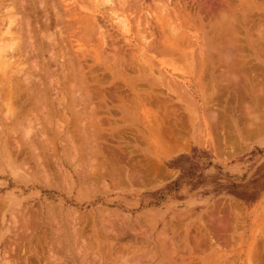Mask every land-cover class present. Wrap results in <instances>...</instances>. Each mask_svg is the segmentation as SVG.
Returning <instances> with one entry per match:
<instances>
[{"label":"rangeland","instance_id":"obj_1","mask_svg":"<svg viewBox=\"0 0 264 264\" xmlns=\"http://www.w3.org/2000/svg\"><path fill=\"white\" fill-rule=\"evenodd\" d=\"M221 1L0 0V264H264V0Z\"/></svg>","mask_w":264,"mask_h":264},{"label":"bare ground","instance_id":"obj_2","mask_svg":"<svg viewBox=\"0 0 264 264\" xmlns=\"http://www.w3.org/2000/svg\"><path fill=\"white\" fill-rule=\"evenodd\" d=\"M28 1V0H27ZM40 1V0H39ZM203 1V0H202ZM205 1V0H204ZM208 0H206V3H208L207 2ZM214 1H216V0H214ZM218 1V0H217ZM221 1V0H220ZM223 1V0H222ZM221 1V2H222ZM22 2V1H21ZM26 2V1H25ZM25 2H23V3H21V4H23V7H24V3ZM163 2V1H162ZM213 2V1H212ZM2 3V2H1ZM6 3V2H5ZM30 3V2H29ZM42 2H40V4H41ZM7 4V3H6ZM98 4V3H97ZM102 4H108V5H110V7L111 6H113L114 4H113V0H101V2L99 3V6L100 5H102ZM215 4V3H214ZM222 4V3H221ZM220 4V5H221ZM12 5V4H11ZM25 5H26V3H25ZM159 5V4H158ZM201 5V4H200ZM209 4H206L205 6H208ZM212 6H213V4H211ZM7 5H4V7L5 8H7L6 7ZM17 6V5H16ZM21 6V5H20ZM53 6V5H52ZM202 6H204V5H202ZM215 6V5H214ZM222 6H223V4H222ZM226 6V5H225ZM41 7L43 8V6H42V4H41ZM101 7V6H100ZM216 7V6H215ZM218 7V6H217ZM217 7H216V9H217ZM220 7V6H219ZM10 8V7H9ZM25 8V7H24ZM23 8V9H24ZM54 8V7H53ZM109 8V7H108ZM222 8V7H221ZM3 10H4V8H2ZM8 9V8H7ZM11 9V8H10ZM10 9H8V10H10ZM55 9V8H54ZM202 9H203V7H202ZM208 9V8H207ZM209 9H210V7H209ZM21 10V9H20ZM29 9H27V11H28ZM44 10V9H43ZM108 10V9H107ZM205 10V9H204ZM212 10V9H211ZM221 10V9H220ZM23 11V10H22ZM34 11V10H33ZM55 11V10H54ZM167 11V10H166ZM213 11H215L214 9H213ZM0 12H1V9H0ZM6 12V11H5ZM207 12V11H206ZM3 13H4V11H3ZM20 13V12H19ZM113 15L115 14H117L116 12H111ZM212 13V12H211ZM210 13V14H211ZM46 14V13H45ZM47 14H49V13H47ZM202 14H203V12H202ZM207 14V13H206ZM215 14V13H214ZM212 15V14H211ZM222 15H224V14H222ZM12 16V15H11ZM32 16V15H31ZM51 16V15H50ZM56 16H57V14H56ZM13 17V16H12ZM12 17H10L9 18V20H8V24H7V26H6V29L4 30V32H5V34L7 33H9L10 31H11V23L13 22L12 21ZM18 17V16H17ZM24 18H28V17H24ZM50 18V17H49ZM223 18V17H222ZM15 20H16V16H15V18H14ZM37 19V18H36ZM225 19V18H224ZM25 20V19H24ZM27 20V19H26ZM29 20V19H28ZM219 20H220V18H219ZM57 21V20H56ZM123 21V20H122ZM122 21H119L120 22V24H121V22ZM17 22V21H16ZM27 22V21H26ZM30 22V21H29ZM37 23V22H36ZM35 23V24H36ZM46 23V22H45ZM47 23H49V21L47 22ZM228 23V22H227ZM14 24V23H13ZM28 24V23H27ZM34 24V25H35ZM173 24V23H172ZM234 24V23H233ZM30 25V24H29ZM28 25V26H29ZM55 25V24H54ZM123 25V23L121 24V26ZM124 25H126V24H124ZM123 25V26H124ZM169 25H171V24H169ZM168 25V26H169ZM230 25V24H229ZM28 26H27V29H28ZM50 26V25H49ZM48 26V27H49ZM167 26V27H168ZM225 26V25H224ZM32 27V26H31ZM43 27V26H42ZM172 27H173V25H172ZM171 27V28H172ZM232 27H234V26H232ZM5 28V27H4ZM33 28V27H32ZM126 28V27H125ZM169 28H170V26H169ZM176 28V27H175ZM3 29V28H2ZM2 29H1V34L2 33H4L3 31H2ZM37 29H39V28H37ZM224 29V28H223ZM226 30V29H225ZM232 30V29H231ZM29 31H30V29H29ZM172 31V30H171ZM235 31V30H234ZM177 32V31H176ZM226 32V31H225ZM225 32H224V34H225ZM229 32V31H228ZM232 32V31H231ZM238 32V31H237ZM32 33V32H31ZM148 33V32H147ZM233 33V32H232ZM12 34V33H11ZM29 34V33H28ZM33 34V33H32ZM52 34V33H51ZM178 34V33H177ZM236 34V33H235ZM173 35V34H172ZM50 36V35H49ZM176 36V35H175ZM225 36V35H224ZM236 36V35H235ZM45 37V36H44ZM228 37V36H227ZM234 37V36H233ZM30 38V37H29ZM229 38V37H228ZM32 39V38H31ZM31 39H29V40H31ZM49 39V38H48ZM238 39V38H237ZM257 39V38H256ZM225 40V39H224ZM26 41V40H25ZM229 41H231V40H229ZM241 41V40H240ZM227 42V41H226ZM235 42V41H234ZM14 43H17V41L15 42V39H14V37H13V35H10V36H8V35H4V34H2V35H0V69H1V71H2V73H4L5 72V69H6V67H7V65H8V62H9V60H10V58L12 57L11 55L8 57V52L9 51H13L16 47H17V44L14 46ZM27 43H30V42H27ZM32 43V42H31ZM229 43V42H228ZM256 43V42H255ZM232 44H234V43H232ZM34 45H36V44H34ZM54 45V44H53ZM235 45V44H234ZM226 46V45H225ZM255 46V45H254ZM264 46V45H263ZM15 47V48H14ZM26 47V46H25ZM229 47V46H228ZM262 47V46H261ZM235 48V47H234ZM34 49V48H33ZM228 49V48H227ZM237 49V48H236ZM15 52V51H14ZM228 52V51H227ZM234 52V51H233ZM218 55V54H217ZM226 55H227V53H226ZM232 55V54H231ZM230 56V55H229ZM235 56V55H234ZM223 57H226V56H223ZM233 57V56H232ZM98 58V57H97ZM228 58V57H227ZM231 58V57H230ZM235 58V57H234ZM13 59H14V57H13ZM241 59V58H240ZM73 60V59H72ZM242 60V59H241ZM12 61V60H11ZM14 61V60H13ZM12 61V62H13ZM16 61V60H15ZM70 61H71V57H70ZM228 61H231V60H228ZM243 61V60H242ZM245 62V61H244ZM248 62V61H247ZM141 63V62H140ZM70 64H71V62H70ZM234 64H236L235 62H234ZM238 64V63H237ZM242 65V64H241ZM73 66V65H72ZM141 66V65H140ZM232 66H233V62H232ZM235 66V65H234ZM237 66V65H236ZM22 67V66H21ZM238 67V66H237ZM237 67H235V70H236V68ZM244 67V66H243ZM241 68H242V66H241ZM231 69V68H230ZM233 69V68H232ZM235 70H233V71H235ZM4 71V72H3ZM14 71V70H13ZM264 71V70H263ZM234 73V72H233ZM235 73H236V71H235ZM253 73H255V72H253ZM252 73V74H253ZM230 74V73H229ZM49 76H50V74H48ZM107 75V74H106ZM224 75V74H223ZM248 75H250V74H248ZM256 75H259V74H256ZM92 76V75H91ZM228 76V75H227ZM234 76H237V75H234ZM240 76V75H239ZM251 76V75H250ZM254 76V75H253ZM260 76V75H259ZM94 77V76H93ZM107 77V76H106ZM111 77V76H110ZM233 77V76H232ZM231 77V78H232ZM243 77V76H242ZM262 77V76H261ZM52 78V77H51ZM77 78V77H76ZM236 78H238V77H236ZM53 79V78H52ZM73 79H75V78H73ZM100 79V78H99ZM99 79H97L98 80V82H99ZM206 79V78H205ZM244 79V78H243ZM96 80V81H97ZM105 80H106V78H105ZM255 80H257V79H255ZM104 81V80H103ZM222 81V80H221ZM237 81V80H236ZM244 81V80H243ZM263 81V80H262ZM261 81V82H262ZM50 82V81H49ZM53 82V81H52ZM55 82V81H54ZM97 82V83H98ZM101 83H102V79H101V81H100ZM106 82H108V80H106ZM227 82V81H226ZM230 82V81H229ZM233 82V81H232ZM247 83H248V81H246ZM253 82V81H252ZM251 82V83H252ZM257 82V81H256ZM105 83V82H104ZM239 83V82H238ZM245 83V82H244ZM250 83V82H249ZM258 83V82H257ZM49 84V83H48ZM98 84H100V83H98ZM106 84V83H105ZM120 84V83H119ZM229 84V83H228ZM230 84H231V82H230ZM258 84H260V82L258 83ZM41 85V84H40ZM61 85V84H60ZM85 85V84H84ZM118 84H116L115 85V88L116 87H118L117 86ZM122 84H120V86H121ZM245 85V84H244ZM249 85V84H248ZM252 85V84H251ZM262 85V84H261ZM36 86V85H35ZM38 86H39V84H38ZM92 86H94V85H92ZM103 86V85H102ZM114 86V85H113ZM125 86V85H124ZM137 86H139V85H137ZM216 86V85H215ZM219 86V85H218ZM232 86H233V84H232ZM257 86V85H256ZM95 87V86H94ZM93 87V88H94ZM123 87V86H122ZM227 87V86H226ZM92 88V89H93ZM98 88H100V87H98ZM97 87H96V89H98ZM104 89H105V87H103ZM110 88V87H109ZM109 88H107V89H109ZM232 88V87H231ZM233 88H235V87H233ZM247 88V87H246ZM260 88H262V86L260 87ZM65 89V88H64ZM91 89V88H90ZM101 90H102V88H100ZM99 89V90H100ZM110 89H112V88H110ZM109 89V90H110ZM117 89V88H116ZM120 89V88H119ZM223 89V88H222ZM252 89V88H251ZM264 89V85H263V88H262V90ZM54 90V89H53ZM211 90V89H210ZM219 90V89H218ZM242 90H244V89H242ZM249 90V89H248ZM247 90V91H248ZM262 90H260L261 92H263ZM32 91V90H31ZM114 91H115V89H114ZM122 91V90H121ZM125 91V90H124ZM156 91V90H155ZM216 91V90H215ZM214 91V92H215ZM41 92V91H40ZM54 92V91H53ZM63 92V91H62ZM102 92V91H101ZM118 94H119V91H116ZM128 92H129V90H128ZM238 92V91H237ZM261 92H259V94H261ZM89 93V92H88ZM97 93H99V91L97 92ZM102 93H104V92H102ZM107 93V92H106ZM109 93V92H108ZM124 93V92H123ZM218 93V92H217ZM90 94L91 93H89V96H90ZM94 94H96L95 92H94ZM99 94H101V93H99ZM264 94V93H263ZM260 95V96H264V95ZM11 95V94H10ZM9 95V96H10ZM92 95V94H91ZM103 96V98L105 99V96H104V94H102ZM111 95H114V94H112L111 93ZM130 95V94H129ZM45 96V95H44ZM58 96V95H57ZM80 96V95H79ZM108 96V95H107ZM131 96V95H130ZM248 96H250V94L248 93ZM256 96V95H255ZM41 97V96H40ZM53 97V96H52ZM91 97V96H90ZM97 97H99V96H97ZM122 97V96H121ZM153 97V96H152ZM219 97V96H218ZM217 97V98H218ZM241 98H242V96H240ZM245 97V96H244ZM252 97V96H251ZM92 98V97H91ZM94 98H96L95 97V95H94V97H93V99ZM100 98H101V96H100ZM99 98V99H100ZM108 98V97H107ZM114 98H115V96H114ZM132 98V97H131ZM154 98V97H153ZM158 98H160V97H158L157 96V99ZM164 98V97H163ZM238 98H239V96H238ZM262 98V97H261ZM116 99V98H115ZM118 99V98H117ZM219 99V98H218ZM9 100H10V98H9ZM95 100V99H94ZM107 100V99H106ZM123 100V99H122ZM148 101L150 100V99H147ZM160 100V99H159ZM215 100V99H214ZM235 100V99H234ZM237 100V99H236ZM219 101V100H218ZM225 101V100H224ZM261 101V100H260ZM262 101H263V99H262ZM38 102H40V101H38ZM121 102V101H120ZM158 102V101H157ZM215 102V101H214ZM235 102V101H234ZM37 103V102H36ZM95 103V102H94ZM213 103V102H212ZM216 103V102H215ZM229 103V102H228ZM240 103V102H239ZM5 104V103H4ZM6 104H8V103H6ZM60 104V103H59ZM111 104V103H110ZM134 104V103H133ZM235 104V103H234ZM261 104V103H260ZM10 105V104H9ZM58 105V104H57ZM72 105V104H71ZM93 105V104H92ZM137 105V104H136ZM214 105V104H213ZM44 106V105H43ZM99 106V105H98ZM9 107V106H8ZM10 107H12V106H10ZM103 107V106H102ZM133 107V106H132ZM136 107V106H135ZM134 107V108H135ZM55 108V107H54ZM92 108V107H91ZM252 108V107H251ZM45 109H46V107H45ZM59 109H60V107H59ZM113 109V108H112ZM116 109V108H115ZM219 110V109H218ZM255 110H257V109H255ZM103 111V110H102ZM114 111V110H113ZM112 111V112H113ZM136 111V110H135ZM153 111V110H152ZM253 111V110H252ZM60 112V111H59ZM93 112H95L94 110H93ZM98 112V111H97ZM155 112V111H154ZM218 112V111H217ZM43 113H45V112H43ZM57 113H58V111H57ZM36 114H37V112H36ZM35 114V115H36ZM217 114V113H216ZM215 114V115H216ZM177 115V114H176ZM214 115V114H213ZM255 115V114H254ZM154 116V115H153ZM169 116V115H168ZM256 116V115H255ZM35 117V116H34ZM159 117V116H158ZM158 117L156 116V118L158 119ZM257 117V116H256ZM100 118H102V117H100ZM151 118V117H150ZM153 118V117H152ZM178 118V117H177ZM258 118V117H257ZM52 119V118H51ZM154 119V118H153ZM157 119H156V122H157ZM95 121H96V119H94ZM108 119H106V121H107ZM36 121V120H35ZM51 121V120H50ZM59 121V120H58ZM97 121H99V120H97ZM102 122H104L103 121V118H102V120H101ZM111 121V120H110ZM158 121H160L159 119H158ZM166 121V120H165ZM170 123L169 121H166V123ZM162 123V122H161ZM176 123V122H175ZM180 123H182V122H180ZM51 124V123H50ZM61 124V123H60ZM173 124V123H172ZM178 124V123H177ZM247 124H249V123H247ZM83 125V124H82ZM159 125V124H158ZM175 125V124H174ZM101 126V124H100V122H99V128H101L100 127ZM179 126H181V125H179ZM60 127V126H59ZM85 128V127H84ZM102 128H104V127H102ZM107 128V127H106ZM155 128V127H154ZM163 128H165L164 126H163ZM173 128V127H172ZM105 129V128H104ZM161 129V128H160ZM168 128H165V130H167ZM180 129V128H179ZM85 130H86V128H85ZM96 130H98V129H96ZM107 130V129H106ZM131 130V129H130ZM169 130H170V127H169ZM175 130V129H174ZM127 131H128V129H127ZM134 131V130H133ZM160 131V130H159ZM171 132V131H170ZM177 132V131H176ZM137 133V132H136ZM162 133V132H161ZM16 134V133H15ZM101 134V133H100ZM99 134V135H100ZM119 134H121V133H119L118 132V134H117V136L119 135ZM131 134V133H130ZM163 134V133H162ZM103 136H104V134H102ZM173 135V134H172ZM106 136V135H105ZM110 136V135H109ZM111 136H113V135H111ZM125 136V135H124ZM163 136V135H162ZM166 136V135H165ZM224 136V135H223ZM99 137V136H98ZM126 137V136H125ZM40 138H41V136H40ZM70 138H72V137H70ZM102 138V137H101ZM108 138V137H107ZM111 138V137H110ZM141 138V137H140ZM178 138H179V140L181 139V136L179 137L178 136ZM42 139V138H41ZM100 138H98V140H99ZM112 139V138H111ZM122 139V138H121ZM167 139V138H166ZM170 139H171V137H170ZM95 140V139H94ZM110 140V139H109ZM132 140V139H131ZM178 140V141H179ZM32 141V140H31ZM35 141H36V139H35ZM73 141H75V140H73ZM72 141V142H73ZM156 141V140H155ZM174 141V140H173ZM16 142H18V141H16ZM71 142V143H72ZM117 142H119V141H117ZM116 142V143H117ZM45 143H46V140H45ZM98 143V142H97ZM102 143V142H101ZM119 143H121V142H119ZM125 143V142H124ZM99 144V143H98ZM126 144V143H125ZM17 145V144H16ZM36 145H37V143H36ZM40 145V144H39ZM101 145V144H100ZM129 145V144H128ZM127 145V146H128ZM38 146V145H37ZM76 146V145H75ZM74 145H73V147H75ZM105 146V145H104ZM106 146H107V144H106ZM126 146V147H127ZM102 147H103V145H102ZM101 147V148H102ZM114 147V146H113ZM113 147L111 146V145H108L106 148H105V151H106V153L108 152L109 153V156H110V158L111 159H113L115 156V150L113 149ZM125 147V146H124ZM125 147V148H126ZM130 147V146H129ZM134 147V146H133ZM133 147H131V148H133ZM75 148H77V147H75ZM91 148V147H90ZM104 148V147H103ZM116 148V147H115ZM123 148V147H122ZM18 149V148H17ZM49 149V148H48ZM31 150V149H30ZM117 150V149H116ZM126 150V149H125ZM137 150V149H136ZM52 151V150H51ZM99 151V150H98ZM119 151H121V150H119ZM128 151V150H127ZM138 151V150H137ZM133 152V151H132ZM145 152V151H144ZM19 153V152H18ZM32 153V152H31ZM38 153V152H37ZM40 153V152H39ZM55 153V152H54ZM124 153V152H123ZM130 153H131V151H130ZM135 153H136V151H135ZM16 154V153H15ZM33 154V153H32ZM31 154V155H32ZM42 154V153H41ZM45 154H47V153H45ZM100 154H101V152H100ZM114 154V155H113ZM132 154V153H131ZM139 154V153H138ZM27 155H28V153H27ZM44 155V154H43ZM36 156H37V158L40 156V154H39V156H38V154H36ZM35 156V157H36ZM102 156V155H101ZM100 156V157H101ZM106 156V155H105ZM123 156V155H122ZM31 157V156H30ZM35 157H33V158H35ZM119 157H120V155H119ZM124 157V156H123ZM10 158V157H9ZM41 158V157H40ZM104 158V157H103ZM136 157H134V158H132V159H135ZM39 159V158H38ZM99 159V158H98ZM119 159V158H118ZM146 159V158H145ZM156 159V158H155ZM55 160V159H54ZM105 160V159H104ZM153 160V159H152ZM96 161V160H95ZM102 161V160H101ZM117 161V160H116ZM123 161V160H122ZM128 161V160H127ZM40 162V161H39ZM42 162V161H41ZM121 162V161H120ZM132 162V161H131ZM144 162V161H143ZM156 162V161H155ZM58 162L56 161V164H57ZM129 163V162H128ZM142 163V162H141ZM43 164V163H42ZM102 164V163H101ZM106 163H104V165H105ZM137 164H139V163H137ZM151 163H149V165H150ZM114 165V164H113ZM123 165H125V164H123ZM144 165V164H143ZM154 165V164H153ZM86 166V165H85ZM140 166H141V164H140ZM146 166V165H145ZM142 167V166H141ZM42 168V167H41ZM63 168V167H62ZM90 168V167H89ZM122 168V167H121ZM121 168H120V170H121ZM124 168V167H123ZM122 168V169H123ZM134 168V167H133ZM144 168V167H143ZM96 169V168H95ZM131 169V168H130ZM145 169V168H144ZM148 169H149V167H148ZM152 169V168H151ZM151 169H149V170H151ZM44 170V169H43ZM45 170H47V169H45ZM44 170V171H45ZM49 170V169H48ZM52 170V169H51ZM112 170V169H111ZM135 170V169H134ZM154 170V169H153ZM105 171V170H104ZM130 171H132V169L130 170ZM137 171V170H136ZM45 172H48V171H45ZM140 172V171H139ZM158 172V171H157ZM146 173H148V171L146 172ZM59 174V173H58ZM85 174H87V173H85ZM94 174V173H93ZM107 174V173H106ZM117 174V173H116ZM131 174H132V172H131ZM88 175V174H87ZM117 175H119V174H117ZM133 175V174H132ZM134 175H135V173H134ZM100 176V175H99ZM124 176V175H123ZM123 176H121V177H123ZM108 177V176H107ZM141 177V176H140ZM86 178H87V176H86ZM100 178V177H99ZM119 178V177H118ZM134 179H135V176L133 177ZM132 178V179H133ZM98 179V178H97ZM118 180V179H117ZM136 180V179H135ZM138 180V179H137ZM94 181H96L95 179H94ZM119 181V180H118ZM121 181V180H120ZM125 181V180H124ZM127 182V181H126ZM120 183V182H119ZM118 183V184H119ZM140 183V182H139ZM98 188V187H97ZM95 189V188H94ZM233 204V203H232ZM236 204V203H235ZM229 206V205H228ZM219 207V206H218ZM222 208H224V207H222ZM222 208H221V212H222ZM238 208V207H237ZM227 209H228V207H227ZM230 210V209H229ZM234 210V209H233ZM237 210H239V209H237ZM217 211V210H216ZM225 211V210H224ZM229 212V211H228ZM236 212V211H235ZM238 212V211H237ZM216 213V212H215ZM217 213H218V211H217ZM239 213H240V210H239ZM213 215H214V213H213ZM216 215V214H215ZM34 216V215H33ZM236 216V215H235ZM36 217V216H35ZM70 217V216H69ZM225 217V216H224ZM38 218V217H37ZM228 218V217H227ZM16 219V218H15ZM53 219V218H52ZM213 219H214V216H213ZM226 219V218H225ZM230 219V218H229ZM237 219H238V217H237ZM30 220V219H29ZM216 221V220H215ZM223 221H224V218H223ZM223 221L221 220V219H219V220H217L215 223L212 221V223H210L209 225V234H210V238H208L209 239V241H210V239L211 240H214V241H216V242H218V243H222V242H224L225 241V236H224V232H226V228L225 227H227V226H225V223H223ZM228 222H230V221H228ZM26 223V222H25ZM234 223V222H233ZM229 225H230V223H228ZM29 225V224H28ZM228 225V226H229ZM231 227L233 226V225H230ZM235 226V225H234ZM237 226V225H236ZM24 228V227H23ZM234 228V227H233ZM232 228V229H233ZM35 229V228H34ZM75 229V228H74ZM229 229H231V228H229ZM231 229V230H232ZM28 230V229H27ZM227 231H228V227H227ZM75 232V231H74ZM233 232V231H232ZM26 234V233H25ZM75 234V233H74ZM186 234V233H185ZM27 235V234H26ZM205 235V234H204ZM207 235V234H206ZM192 236V235H191ZM206 237V236H205ZM208 237V236H207ZM234 237V236H233ZM232 237V238H233ZM227 238V237H226ZM230 238V237H229ZM199 239H200V237H199ZM207 239V240H208ZM234 239V238H233ZM42 240V239H41ZM200 241V240H199ZM208 241V242H209ZM228 241H230V239L228 240ZM232 241V240H231ZM230 241V242H231ZM172 242H173V240H172ZM196 242H198L197 241V239H196ZM208 242H207V244H208ZM210 242H212L213 243V241H210ZM260 242V241H259ZM263 242V241H262ZM233 243V242H232ZM247 243V242H246ZM249 244V243H248ZM52 245V244H51ZM162 245V244H161ZM186 245V244H185ZM261 245V244H260ZM206 246V245H205ZM209 246H211L210 244H209ZM208 246V247H209ZM214 246H216L215 244H214ZM225 246H227V245H225ZM249 246V245H248ZM174 247V246H173ZM181 247V246H180ZM211 247H213V246H211ZM233 247V246H232ZM247 247V246H246ZM77 248V247H76ZM177 248V247H176ZM182 248V247H181ZM197 248V247H196ZM219 248V247H218ZM122 249V248H121ZM169 249V248H168ZM217 249V248H216ZM224 249V248H223ZM222 248H221V250H223ZM260 249V248H259ZM33 250V249H32ZM250 250V249H249ZM59 251V250H58ZM149 251V250H148ZM186 251V250H185ZM261 251V250H260ZM60 252V251H59ZM244 252V251H243ZM259 252V251H258ZM176 254H178L177 252H175ZM251 253V252H250ZM52 254V253H51ZM185 254V253H184ZM248 254V253H247ZM54 255V254H53ZM52 255V256H53ZM83 255V254H82ZM239 255V254H238ZM253 255V254H252ZM260 255V254H259ZM48 256V255H47ZM172 256V255H171ZM257 256H258V254H257ZM261 256V255H260ZM263 256V255H262ZM174 257V256H173ZM52 258V257H51ZM50 258V259H51ZM192 258V257H191ZM257 258V257H256ZM259 258V257H258ZM38 259V258H37ZM36 259V260H37ZM55 259H57V258H55ZM142 259V258H141ZM175 259V258H174ZM180 259V258H179ZM237 259V258H236ZM250 259V258H249ZM262 259H264V256L262 257ZM58 260V259H57ZM147 260V259H146ZM31 261V260H30ZM235 261V260H234ZM256 261V260H255ZM56 262V261H55ZM58 262H59V260H58ZM249 262V261H248ZM53 263V262H52ZM60 263V262H59ZM62 263V262H61ZM179 263V262H178ZM34 264V263H33ZM46 264V263H45ZM128 264V263H127ZM194 264V263H193ZM253 264V263H252Z\"/></svg>","mask_w":264,"mask_h":264}]
</instances>
